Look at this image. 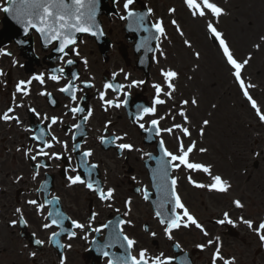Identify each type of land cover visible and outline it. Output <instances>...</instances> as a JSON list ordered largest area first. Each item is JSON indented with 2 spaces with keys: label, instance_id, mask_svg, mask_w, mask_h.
<instances>
[{
  "label": "snow or ice",
  "instance_id": "obj_1",
  "mask_svg": "<svg viewBox=\"0 0 264 264\" xmlns=\"http://www.w3.org/2000/svg\"><path fill=\"white\" fill-rule=\"evenodd\" d=\"M112 2L117 6L121 4V0H112ZM5 3L7 6L0 8V11L11 13L17 23L23 26V31L26 35L29 29H34L42 37L44 46L54 45L55 51L61 54L59 58L64 60L67 65L76 64L77 60L72 58L76 57L81 58L85 69H88L89 61L81 57L79 48V45L84 43V41L79 39L78 34H87L96 38L105 34L97 22L99 0H5ZM135 4L136 0H122V8L125 14L120 15L118 12L115 14L119 19L129 21V30L148 33L136 45L137 51L143 49L145 52L153 53L151 59L158 65L160 64V57L167 59L162 42H172L168 33V27L171 25L175 33L181 38L182 45L190 50L191 56L195 57L196 61L201 59V52L186 37L181 22L175 18L177 13L175 7L167 9L168 19L166 21L164 17H155L153 8L145 6V11H138L134 8ZM183 5L192 19L204 22L203 27L206 35L218 45V51L240 93L254 111L259 123L264 125V108H261L250 93V89L254 88L255 85L246 82L243 76L245 69L252 60V54L249 53L244 58L237 57L225 33L219 28L220 19L228 14L225 8L216 3L215 0H183ZM149 17L153 19L149 20ZM152 41H155L154 48L150 46ZM262 46H264V35H261L258 38V42L253 45L256 50L261 49ZM0 55L10 56L11 53L0 50ZM143 62L141 60V63ZM16 64L17 61L13 59L12 65L15 66ZM198 69L199 64L194 63L192 71L195 72ZM64 72V67H60L53 69L47 77L44 73H38L30 79L19 80L15 85V92L11 96V106L0 112V122L5 124L14 122L16 125L23 127V121L20 116L15 114L17 109L20 108H26L28 112L40 118L41 124L47 122L45 127L39 129V134H34L30 137L31 140L38 142L35 149L32 147L23 149L24 158L36 162L31 179L33 181L37 179L39 169H47L51 166L47 161H62L66 158L71 162V153H78L76 166H69L64 169L66 187L83 186L90 193L95 194L99 201L105 202L106 206L111 209L116 199V187L105 188L98 179L93 178V173L96 172L99 165L89 163L88 158L94 156V152L91 148L81 150V144L75 142L78 134L83 135L81 132L83 125L88 123L90 118L95 115V109L87 107L86 104L82 106V102L87 99L86 90L96 89L95 95L103 112L107 113L110 109H121L127 107L129 103V97L132 94L130 90L142 87L146 84V81L133 79L130 73L121 68L119 72H112L111 80L115 81L120 74H123L124 80L128 83L106 81L103 83L102 89H98L96 88L94 77L89 76L86 79H82L79 73L72 72L71 78L57 89L58 92L65 94L69 99V104L64 105L66 111L62 114L63 117L71 115L74 121L68 129L72 133L71 139L73 141L71 146H69L66 140H62L53 134L54 126L64 123L60 115L49 116L44 114L41 116V113L35 107L27 106L24 103V98L31 95L30 86L33 81L38 82L42 86L46 84V80L59 84ZM0 76H7V73L0 70ZM159 77L160 80L158 82L151 84L154 92L151 104L148 106L137 105V111L133 115L132 121L140 130L147 134V138H159V156L154 157L151 153H143V156H147L149 160L154 159L156 161V167L151 170L152 187L155 188L157 194V199L153 202L155 218L162 226L163 235L169 241L174 240V233L180 229H197L203 239L201 242L196 243L195 247L201 252L211 250L208 264H237L235 256H227L224 253L223 241L220 236H213L186 205L178 191L179 177L173 174L184 172L189 185L209 193L227 195L232 190L233 185L231 182L225 179L222 174L215 172L211 163L194 159L197 153L207 154L209 151L208 147L204 146L201 141L206 137L207 129L212 126L211 116L213 113L209 112L208 117L202 118L200 122L194 125L191 110L199 108L200 100L195 95L191 98H177V93L179 92L178 82L181 77L180 71L172 66L160 67ZM187 79L192 80L193 77L188 76ZM110 92L116 95L113 98H109ZM39 95L48 98V102L52 105L57 103L51 92L41 91ZM162 106L166 107L167 111L160 114ZM217 107L218 105L215 103L211 105L213 110ZM167 121H171L170 126H164ZM110 126H115L112 120H108L103 124L105 134L97 137L100 145L114 146L121 155L142 151L134 143L129 142L127 132L123 134L112 132L110 131ZM24 131H32V129L24 128ZM194 131L198 133L195 139L193 138ZM164 134L171 136L175 141L173 149L170 150L167 146L163 138ZM185 138H187V141ZM56 145H60L63 151H56ZM16 151L20 152L22 149L18 147ZM253 156L262 157L264 152L256 151ZM40 157L46 158V162H40L38 160ZM79 169H83L84 175H81L80 171H78ZM193 174H203L208 177V182H202L194 178ZM85 177L88 178L86 179ZM23 179L22 175H17L14 183H20ZM132 179L135 180L136 178L132 177ZM47 191V181H45L40 188L36 189L37 195L44 193V199L41 201L37 198H31L27 199L25 203L32 207L37 216L42 217L46 221L41 225L43 229L48 230L53 227L59 229V231L51 232L47 241L49 244H54L62 249H70L72 247L70 243L61 244L57 239L61 234L66 233L67 238L72 240L78 236L77 230H79V233L82 234L80 238L87 240L89 233L100 234L107 229L109 230L108 238L103 244L99 243L96 237H93L92 240V243L96 245V251L107 260V264H191V261L186 258L187 254L177 258L176 256H167L163 252L153 254L149 252L148 248L144 247H140L137 250L138 240L125 231L126 227H135L131 219L133 204L131 198L123 201L125 209L123 212H121L120 208H115V212L120 215V218L108 220L107 223L94 227L93 222L98 216L96 211H92L83 222L79 218L65 215L58 207L44 215L48 206L60 204V197L54 195L49 199ZM136 192L142 193L145 201L150 200V194L146 187H137ZM230 203L236 209L241 211L245 209L244 202L239 198L232 199ZM13 214L17 218L9 222L10 227L17 225L27 226L28 221L25 219L22 207L15 208ZM66 221L70 224V229H66ZM215 223L222 226L231 225L232 227L242 224L258 237L261 244H264V218L257 220L240 215L233 219L229 211H224L222 218L216 219ZM143 231L153 239L158 235L156 231H151L147 225L144 226ZM32 236L34 238L32 242L35 245L43 246L45 244L44 240L35 238V232L32 233ZM117 246L123 250L120 255L107 250ZM172 247L180 249L181 246L179 243H174ZM28 255L33 258V264H35L37 252L30 251ZM59 264H66L65 256L61 255L59 257Z\"/></svg>",
  "mask_w": 264,
  "mask_h": 264
},
{
  "label": "rangeland",
  "instance_id": "obj_2",
  "mask_svg": "<svg viewBox=\"0 0 264 264\" xmlns=\"http://www.w3.org/2000/svg\"><path fill=\"white\" fill-rule=\"evenodd\" d=\"M170 1L172 5L177 7L179 12L183 11L178 6L179 0ZM215 2L230 11V16L224 18L221 21V25L227 33L233 34L237 33V28L234 20H232L231 11L233 10L238 20L246 21L248 15L244 13L243 7L247 5L253 7L252 0H215ZM164 18L167 21L168 16L165 15ZM203 23V21L194 20L190 17L183 21L184 30L187 34L186 37L192 41L194 47L202 54L199 61H196L195 57L191 56L190 50L182 45L181 40L177 41L174 38V31L172 32V43L168 44L167 47L173 53L172 58L176 57L179 60L181 98H191L195 95L200 100L199 108L191 110L194 125L200 122L202 118L208 117L209 112L213 113L211 116L212 126L207 129V135L201 143L208 148L219 149L221 148L220 107L225 97L223 89L228 82V71L217 48L208 40ZM93 53L94 51L91 50L90 55ZM258 61L259 56L253 59L254 64ZM194 63L199 64V69L195 72L192 71ZM248 68L251 70V63L248 65ZM188 76H192L193 79L188 80ZM212 86L219 87L214 90L216 92L214 96L209 91L213 88ZM213 103L218 105L215 110L211 108ZM67 200H69V197H67Z\"/></svg>",
  "mask_w": 264,
  "mask_h": 264
},
{
  "label": "bare ground",
  "instance_id": "obj_3",
  "mask_svg": "<svg viewBox=\"0 0 264 264\" xmlns=\"http://www.w3.org/2000/svg\"><path fill=\"white\" fill-rule=\"evenodd\" d=\"M253 28L252 26H248V25H246V26H243V29L245 30V32H246V34H245V38L247 39V33H248V35H249V29L250 28ZM251 37V36H250ZM252 37H254V39H257L258 40V38H259V36H257V34L255 33V35L254 36H252Z\"/></svg>",
  "mask_w": 264,
  "mask_h": 264
}]
</instances>
